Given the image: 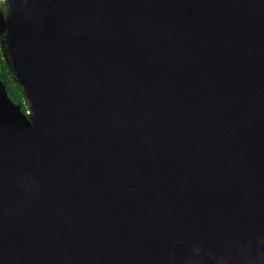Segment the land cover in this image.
<instances>
[{"label":"water","instance_id":"obj_1","mask_svg":"<svg viewBox=\"0 0 264 264\" xmlns=\"http://www.w3.org/2000/svg\"><path fill=\"white\" fill-rule=\"evenodd\" d=\"M4 6L0 264H264V0Z\"/></svg>","mask_w":264,"mask_h":264},{"label":"trees","instance_id":"obj_2","mask_svg":"<svg viewBox=\"0 0 264 264\" xmlns=\"http://www.w3.org/2000/svg\"><path fill=\"white\" fill-rule=\"evenodd\" d=\"M0 14L4 17L7 14L6 8L4 5L0 6ZM3 36H0V82L5 86L8 98L15 105H19L21 112L26 116V105H29L28 102L24 98L23 90L16 82L14 75L10 71L7 61L5 60L4 55L2 54V46L1 41ZM5 48V47H4Z\"/></svg>","mask_w":264,"mask_h":264},{"label":"bare ground","instance_id":"obj_3","mask_svg":"<svg viewBox=\"0 0 264 264\" xmlns=\"http://www.w3.org/2000/svg\"><path fill=\"white\" fill-rule=\"evenodd\" d=\"M12 63H13L12 65H13V67H14V70H15V71L18 73V75L23 79V81L25 82L27 88L29 89L30 94L32 95V97H33V99H34V103H35V105H38V106L40 107L39 109H41V108H42V101H41V99H40V97H39V95H38L36 89H35L34 86L32 85L31 81L28 79V77H26V76L24 75V73H23L22 70L18 67V65H17V63H16L15 60H13ZM3 100H4V98H3ZM40 111H43V109L40 110Z\"/></svg>","mask_w":264,"mask_h":264},{"label":"rangeland","instance_id":"obj_4","mask_svg":"<svg viewBox=\"0 0 264 264\" xmlns=\"http://www.w3.org/2000/svg\"><path fill=\"white\" fill-rule=\"evenodd\" d=\"M9 1H10V0H6L5 5H8V4H9ZM1 45H3V44H1ZM4 47H5V46L3 45V46H2V51H3L2 54L4 55L5 60L7 61V63H9L8 55L6 54V52H5V48H4ZM25 108H26V116H27L28 120L32 119V118H33V112H32V109L30 108L29 105H26V103H25Z\"/></svg>","mask_w":264,"mask_h":264},{"label":"snow or ice","instance_id":"obj_5","mask_svg":"<svg viewBox=\"0 0 264 264\" xmlns=\"http://www.w3.org/2000/svg\"><path fill=\"white\" fill-rule=\"evenodd\" d=\"M6 3V0H0V6L4 5Z\"/></svg>","mask_w":264,"mask_h":264}]
</instances>
